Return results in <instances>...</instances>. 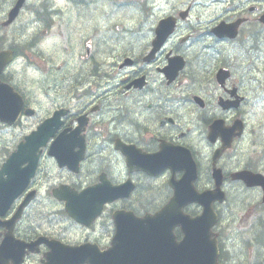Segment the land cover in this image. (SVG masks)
I'll use <instances>...</instances> for the list:
<instances>
[{"label": "flooded vegetation", "instance_id": "1", "mask_svg": "<svg viewBox=\"0 0 264 264\" xmlns=\"http://www.w3.org/2000/svg\"><path fill=\"white\" fill-rule=\"evenodd\" d=\"M16 1L0 4V51L37 75L36 92L48 108L32 128L54 113L60 123L40 149L35 176L0 216V244L12 232L6 263H16L22 242L40 236L108 248L115 211L147 205L144 191H167L171 170L146 159L159 152L188 148L203 185L213 189L212 157L230 141L215 164L227 203L242 206L250 192L261 195L232 175H264V137L256 131L264 128L256 117H264V0H22L8 23ZM121 8L130 26L121 25ZM17 88L24 108L37 110L33 91ZM50 151L64 155L65 166ZM100 182L133 188L88 227L53 197L62 186L83 192ZM34 249L24 250L20 264H42L47 247Z\"/></svg>", "mask_w": 264, "mask_h": 264}, {"label": "water", "instance_id": "2", "mask_svg": "<svg viewBox=\"0 0 264 264\" xmlns=\"http://www.w3.org/2000/svg\"><path fill=\"white\" fill-rule=\"evenodd\" d=\"M20 5L21 1H18L10 14V20L17 14ZM10 60V51L0 53V73ZM21 110L20 96L10 86L0 82V121L9 125L14 123ZM25 113L32 114L31 111ZM51 122L47 120L45 128ZM40 129L43 130L44 125ZM38 136L39 130L26 136L25 144H20L0 168V213L7 209L10 200L21 192L33 175L38 158L36 151L40 146L35 143ZM158 159L172 166L173 170L183 172L181 179H170L173 195L161 209L142 218L124 211L116 213V233L111 248L105 252H99L96 247L89 245L62 246L41 238L35 245L45 243L50 248L46 264H217V243L211 231L217 222V216L212 205L215 201H224V194L219 188L203 192L194 188L197 169L187 149H181L175 154L162 152ZM22 164L26 166L21 168ZM213 177L219 184L220 172L213 173ZM243 178L249 179V186H261L264 191L262 176L246 173ZM123 189L122 186L115 189V192L112 189L95 192L98 205L94 215L101 211L105 202L127 197L128 191ZM58 197L65 200L66 211L71 218L81 223L86 222L83 215V194ZM6 201L8 202L5 203ZM262 201L264 203V195ZM194 203L201 207L200 215L192 217L185 214L183 209ZM176 228L182 233L180 240L174 234ZM5 250L6 247H1L0 254Z\"/></svg>", "mask_w": 264, "mask_h": 264}, {"label": "rangeland", "instance_id": "3", "mask_svg": "<svg viewBox=\"0 0 264 264\" xmlns=\"http://www.w3.org/2000/svg\"><path fill=\"white\" fill-rule=\"evenodd\" d=\"M11 1L12 0H0V4L3 2V5H8ZM127 10L128 8H121L118 13L122 18L121 25L124 26L131 25L130 21L127 20L128 18H126L125 16ZM1 14L2 10L0 9V17ZM15 72L21 74V68L18 63L15 64ZM24 72L26 73H23L25 74L24 76L16 75V77L19 79L18 83L28 88L30 91H33L34 94H31L30 101L34 102V105H36V100L41 101V104L37 105V114L35 116H33L32 118L25 117V119L23 120V127L21 124L15 128H0V138L2 139V144H7L9 148H12L15 140L21 138L24 134L32 129L35 122L44 116L48 108L46 100L42 97H39L38 93L36 92V86L34 85V82H36L38 79L36 73L30 68L28 70H24ZM262 115L263 113L257 112L256 117L257 123L263 125L264 127V117L262 118ZM256 131L259 137H264V128ZM1 159L2 156H0V161ZM205 182V177H203L201 179V184ZM140 195H142L146 202H153L158 200L160 196L163 195V193L155 191H144ZM259 196L260 195L256 194L255 192H250L248 202L242 206L238 204H232L231 198L229 205L222 209L223 220L219 232L221 233V244L224 250L223 264H258L254 263V253L252 249H250L252 246L246 243L245 234H248L252 229V227L248 226L250 218L259 213V211L256 209V203L259 200ZM255 222H257V225L261 228V225L264 224V213H262L261 219L259 220V218H257L255 219ZM40 223V227L42 230L46 227V225L44 224L47 223L43 217L41 218ZM72 239L75 240L78 238L76 236H73ZM258 255L259 263L264 264V253L261 255L258 253Z\"/></svg>", "mask_w": 264, "mask_h": 264}, {"label": "trees", "instance_id": "4", "mask_svg": "<svg viewBox=\"0 0 264 264\" xmlns=\"http://www.w3.org/2000/svg\"><path fill=\"white\" fill-rule=\"evenodd\" d=\"M167 196H168V194L161 195L160 198L158 200H156L157 203H156V201L151 202L152 211L155 210L161 204H163ZM148 203H150V202H148ZM192 213H195V212H192ZM176 235L179 237L180 236L179 232H176ZM263 238L264 237L258 238L257 241L255 242L256 246L254 248V251H255L257 257H259L258 253L260 255L264 253V239ZM223 260H224V253L222 252V250H220L219 263L223 264Z\"/></svg>", "mask_w": 264, "mask_h": 264}, {"label": "bare ground", "instance_id": "5", "mask_svg": "<svg viewBox=\"0 0 264 264\" xmlns=\"http://www.w3.org/2000/svg\"><path fill=\"white\" fill-rule=\"evenodd\" d=\"M258 236H259V238H262V237H263V234H262V233H259ZM263 239H264V238H263ZM263 239H262V240H263Z\"/></svg>", "mask_w": 264, "mask_h": 264}]
</instances>
